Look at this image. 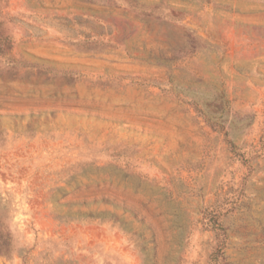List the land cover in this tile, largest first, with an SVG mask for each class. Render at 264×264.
I'll return each mask as SVG.
<instances>
[{"label":"rangeland","instance_id":"rangeland-1","mask_svg":"<svg viewBox=\"0 0 264 264\" xmlns=\"http://www.w3.org/2000/svg\"><path fill=\"white\" fill-rule=\"evenodd\" d=\"M0 37V264H264V0H0Z\"/></svg>","mask_w":264,"mask_h":264},{"label":"trees","instance_id":"trees-1","mask_svg":"<svg viewBox=\"0 0 264 264\" xmlns=\"http://www.w3.org/2000/svg\"><path fill=\"white\" fill-rule=\"evenodd\" d=\"M1 38L3 37H0V39ZM0 52H1V48H0ZM71 218L72 220L86 221V222H99L101 224L107 223L109 221V219H107V214L102 213V212L100 213H94V212L77 213L74 215V217H71ZM3 248H4V245L0 244V254L1 255L6 254V251H4Z\"/></svg>","mask_w":264,"mask_h":264}]
</instances>
